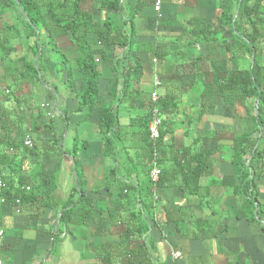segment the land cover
<instances>
[{
  "label": "crops",
  "instance_id": "1",
  "mask_svg": "<svg viewBox=\"0 0 264 264\" xmlns=\"http://www.w3.org/2000/svg\"><path fill=\"white\" fill-rule=\"evenodd\" d=\"M58 1L68 2L69 13L58 11L60 17L64 11L65 20L77 16L73 6L79 1V10L94 22L109 19L124 28L130 48L101 46L94 33L89 35L100 69L98 96L93 107H81L77 45L62 24L46 9V26L37 37H28L20 8L0 10V34L10 38L11 50L1 58L0 86L10 93L0 91V155H12L21 164L36 198L17 214L0 196V264H128L125 248L138 251L144 241L154 264H264V219L246 216L234 193L238 180L232 166L235 138L248 133L264 138V124L258 133L256 99L228 105L219 92L229 73L253 62L221 19L225 0H163L161 18L154 0ZM103 1L118 6L104 7ZM117 60L122 65L116 67ZM124 67L131 74L126 92ZM155 80L161 82L157 91L164 119L161 169L172 182L152 190L144 239L128 227L131 213L148 202L145 124ZM105 107L117 112L116 128L108 133L100 128ZM30 129L33 151L23 146ZM260 148L264 160V139ZM200 151L209 153L206 169L197 193L189 194L174 165ZM0 167L6 179L24 188L10 166ZM125 184L132 186L128 198L120 195ZM79 187L90 216H79L80 224H64L63 211L82 196ZM256 191L264 209V172L256 179Z\"/></svg>",
  "mask_w": 264,
  "mask_h": 264
},
{
  "label": "trees",
  "instance_id": "2",
  "mask_svg": "<svg viewBox=\"0 0 264 264\" xmlns=\"http://www.w3.org/2000/svg\"><path fill=\"white\" fill-rule=\"evenodd\" d=\"M46 1L47 2H43L42 0H0V10L11 6L20 8L29 27L28 37H37L41 28L46 26L47 20L43 14L46 9L55 23L62 24L65 32L77 45L78 57L75 64L81 71L83 77L79 92L82 97L80 106L93 107L96 104V98L98 96L97 82L100 76V69L96 63L97 49L89 42V35L94 33L101 46L115 45L123 50V52L127 47L130 48V39L124 28L113 26L109 19H106L105 22L100 24L94 22L88 12L79 10V1L73 6L74 8H78L77 16L70 21L65 20L64 11L61 17L58 12L61 7L62 9H66V13H69L68 2L60 4L58 0ZM103 2L102 6L104 7L116 8L118 6L116 1L111 3ZM228 2L225 0L221 5V19L229 27L232 40H235L237 44L241 42L244 51L253 57V62L247 68L229 73L220 84L219 92L228 105H244L249 99H256L257 106L254 108L255 114L253 118L257 121V130L258 133H260V128L264 124V49L260 48V44L264 43V0H232L231 2H233V5ZM9 41L10 38H5L4 35L0 34V59L2 58L3 52H11ZM126 54H124V57H126ZM115 65L116 67L122 65V61H115ZM124 69L122 78L125 86L124 92H126V90L130 88L131 74L130 71L127 70V67H124ZM32 71H35V68H32ZM51 123L52 122L48 123L49 125L45 127L48 129L51 128ZM148 124L149 120L145 124V134L150 163L153 156V149L149 138ZM116 125L117 112L110 107L103 108L101 110V130L108 133L116 128ZM28 132L33 135L32 129L28 130ZM251 135V133L244 134L234 140L232 166L238 180V184L234 188V193L237 199L241 200V204H244L243 209L248 212V215L245 214L248 219L262 222L264 219V209L258 201L256 179L264 172L263 150L260 148L261 141L264 138L263 136L253 137ZM7 137L9 138V135ZM161 140L162 136L160 144ZM108 144L109 141L107 142L106 139V143H104L105 149ZM24 147L31 151L35 149V146L32 148ZM12 148L14 149V147ZM54 150H58V148ZM78 152L79 146L76 142L73 149V154L76 158V170L78 165ZM208 155L209 153L205 151L195 152L190 156V159L183 162L179 160L175 162V171L176 173H180L181 187L186 193H197V183L205 172ZM2 164L10 166L13 173L18 177L21 186H24L22 189L20 186L16 187L13 185L11 180L6 179L2 175V169L0 167V179L6 182V186L0 192V196L5 198L3 204H13V201L17 198L22 200V204L32 203L36 200L33 190L26 191V187L30 182L27 177L21 175L22 166L15 162L14 156L8 154L0 155V166ZM159 164L161 166V157ZM13 165H15V167H13ZM150 170L151 164L148 169L149 174ZM166 172H162L158 187L172 182ZM120 188V195L122 198H128V193L132 189V186L125 184ZM79 190L82 196L78 201L71 202L74 207L78 206V208L75 209L73 207L63 211L60 221L64 224H80L81 221L78 220L79 216H83L85 219L90 216V210L88 208L86 209V205L83 204L84 191L81 187H79ZM124 192L127 193L124 194ZM151 196L152 182L149 175V183L145 193L148 202H142V209L131 213L133 220L131 224L133 225L128 227L130 228L129 233H133V229H135V232L139 233L144 239L150 228L148 219L153 209ZM106 256L108 259L110 258L109 254H106ZM123 256L128 264H154L150 254V247L146 241L142 243L138 251H131L125 248Z\"/></svg>",
  "mask_w": 264,
  "mask_h": 264
},
{
  "label": "built area",
  "instance_id": "3",
  "mask_svg": "<svg viewBox=\"0 0 264 264\" xmlns=\"http://www.w3.org/2000/svg\"><path fill=\"white\" fill-rule=\"evenodd\" d=\"M162 5L163 0H154V10L156 11L159 18L163 16L162 13ZM98 61V60H96ZM2 69V60L0 59V73ZM161 85L160 80H155V87L151 94H150V119L148 124V132H149V138L152 143V149H153V156L151 159V170H150V179L152 182V190L155 192L158 188V183L160 180V176L162 174V169L159 164L160 157H161V144L160 139L162 136V127L164 125V119L162 117V112L159 104L160 96L157 91V88ZM0 91L4 93H10L9 89L3 88L0 86ZM1 134V131H0ZM24 146L31 148L33 147V138L31 133L27 132L24 141ZM6 186L5 182L3 180H0V192L1 190ZM31 188L29 186L26 187V191H30ZM2 203L5 202V198L1 197ZM15 207V212L17 214H20L22 212V200L20 198H17L13 201L12 204ZM180 256V253H175L174 257L178 258Z\"/></svg>",
  "mask_w": 264,
  "mask_h": 264
},
{
  "label": "rangeland",
  "instance_id": "4",
  "mask_svg": "<svg viewBox=\"0 0 264 264\" xmlns=\"http://www.w3.org/2000/svg\"><path fill=\"white\" fill-rule=\"evenodd\" d=\"M57 53V52H56Z\"/></svg>",
  "mask_w": 264,
  "mask_h": 264
}]
</instances>
